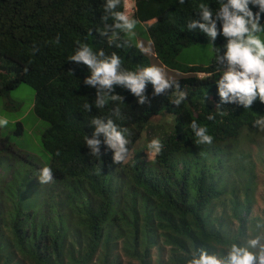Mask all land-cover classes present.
<instances>
[{
  "label": "trees",
  "instance_id": "obj_1",
  "mask_svg": "<svg viewBox=\"0 0 264 264\" xmlns=\"http://www.w3.org/2000/svg\"><path fill=\"white\" fill-rule=\"evenodd\" d=\"M105 2L0 0V98L20 84L34 89L33 111L49 124L42 146L53 160L54 183L66 190L56 196L33 193L28 185L35 183L44 165L0 136V169H11L14 177L0 183V264H118L112 258L119 246L130 258L128 264H184L191 249L214 251L247 232L253 194L243 201L234 195L230 205L221 197L232 188V178L253 180V162L238 147L245 132L260 133L251 125L264 115V103L257 99L250 110L234 104L217 110L215 80L220 70L214 59L209 66L182 67L176 62L185 48L208 43L205 34L188 31L186 24L189 18L198 19L196 4L206 2L216 9L217 0H186L183 5L178 0H135L133 17L147 25L155 57L185 74L176 80L188 99L176 108L167 96H153L149 84L151 103L141 106L128 90L115 88V94L125 98L120 108L126 118L116 123L132 133L129 155L150 122L164 113L173 116L162 154L148 162L136 155L131 167L126 161L114 164L106 146L101 160L88 155L84 137L94 131L89 121L94 115H109L115 105L104 110L93 106L91 113L84 112L83 103L95 99V89L83 84L90 72L68 61L76 40H81L106 54L116 51L129 70L151 65L147 54L142 55L132 42L129 48L116 49L100 36L96 29L103 26ZM249 7L254 14L258 11ZM119 10L125 11L124 0ZM260 22L264 24V13ZM218 29H222L219 22ZM57 36L60 43H51ZM225 43L222 35L214 42L221 55ZM209 112H214L215 120H206ZM194 119L208 126L214 136L212 146L194 143L189 127ZM17 125L21 133L23 125ZM220 203L224 211L213 219ZM230 211L240 224L237 233L226 214ZM167 247L170 261L161 256Z\"/></svg>",
  "mask_w": 264,
  "mask_h": 264
},
{
  "label": "clouds",
  "instance_id": "obj_2",
  "mask_svg": "<svg viewBox=\"0 0 264 264\" xmlns=\"http://www.w3.org/2000/svg\"><path fill=\"white\" fill-rule=\"evenodd\" d=\"M126 3H131L129 12L126 8L125 11L119 10L122 0H106L102 6L105 13L102 17L103 26L96 30L106 38L109 47L129 48L132 38L136 36L139 21L133 17L135 0ZM185 3L186 0H178L180 5ZM217 4L216 9L206 2L196 4L198 19L189 18L186 29L205 34L208 44L212 45L214 63L220 70L219 78L215 80L219 96L216 109L220 110L224 104H234L250 110L257 99L264 103V39L261 38L264 24L260 22L261 13H264V0H217ZM250 5L258 8L255 14ZM218 22L222 29H218ZM89 34L92 35V29H89ZM219 35L226 39L222 55L221 49L214 46ZM51 43L59 44V36ZM75 43L77 46L68 61L87 67L90 75L84 78L83 84L95 89L94 101L89 103L86 100L82 105L84 112L91 113L93 106L97 110H104L109 104L115 105L107 116H92L89 123L94 131L90 137L85 135L84 145L89 150L88 155L96 160H101L102 147L106 146L113 153V163L123 164L129 157L128 145L132 133L127 127L116 123V120L126 117L120 108L125 98L115 94V88L119 86L128 90L141 106L151 103L147 95L149 84L153 96H167L170 104L176 108L188 99V93L178 80L168 76L157 65L138 66L135 71L129 70L124 67V60L116 51L106 54L102 48L94 50L87 42L76 40ZM136 47L142 55L150 51L142 43ZM32 51L35 53L38 49L34 47ZM206 120H215L214 112H209ZM9 123L7 115L0 116V128H7ZM251 126L264 132V115L254 118ZM189 127L197 146L213 145L214 136L209 133L207 125H201L194 119ZM163 149L164 143L160 138L152 139L147 145L151 156H159ZM55 154L59 156L60 152ZM37 178L41 185H46L54 182L55 174L50 166L45 165L38 170ZM184 264H264V216L256 219L242 237L234 236L231 242L216 247L214 251L205 247L191 249L186 254Z\"/></svg>",
  "mask_w": 264,
  "mask_h": 264
},
{
  "label": "rangeland",
  "instance_id": "obj_3",
  "mask_svg": "<svg viewBox=\"0 0 264 264\" xmlns=\"http://www.w3.org/2000/svg\"><path fill=\"white\" fill-rule=\"evenodd\" d=\"M126 1L129 2L132 0ZM126 1L125 8L127 9L126 11L129 12V3H126ZM121 35L123 34L121 33ZM261 38L264 39V33L261 34ZM131 42L135 46L142 43L146 48L150 49V51L146 54L150 59L151 65H157L163 68L166 74L171 78L179 79L185 75L180 69L169 68L155 57L153 43L146 24H138L136 28V36L132 38ZM213 59L214 53L212 52V45L208 43H202L182 50V52L177 56L176 62L182 67L209 66L212 64ZM2 65L3 64L0 63V67H2ZM34 102L35 91L32 87L26 84H20L17 89L10 93L9 96L0 98V116L7 115L10 120L9 126L7 128H0V136L8 137L12 146L16 150L24 153L25 155L32 156L39 164L51 166L53 160L51 156L44 150L41 142L42 135L44 131L48 129L49 124L35 115L33 111ZM172 121L173 116L164 113L163 116H160L150 122L145 127L141 139L135 144L134 152L130 153L127 161L125 162L127 166L131 167L133 165L136 155L140 157L139 159L141 161H153L156 156H151L148 154L147 145L154 138H160L162 141L166 140L167 136L173 129ZM18 122H21L23 125L21 133H18ZM240 144L241 145L238 147V150H241L244 153L243 156L245 158L249 157V160L247 158L249 162H253V180L249 183L246 178L241 180H235V178H232L230 181L232 188L227 193H223L221 199L230 205L231 198H233L234 195H238L241 201H243L247 194L251 196L253 194L255 204L250 219H258L261 216H264V132H260L258 134H249L248 132H245L243 134V138L240 140ZM231 166L233 167L237 165L231 164ZM13 178L14 177L11 169H0V183L13 180ZM34 181L35 183L28 185V187L35 194L49 195L54 193L56 196L60 193L63 194L66 192L62 185L58 187V184H55L54 182L41 185L38 181L37 175L34 177ZM221 205L222 203H220L215 208L214 214L212 215L213 219H219L220 215L223 213L224 210ZM31 206L35 207V205ZM226 214L227 216H231V229L237 233L240 227L239 221L237 218L231 215V211L226 212ZM251 220L250 222L246 223L247 231H249L254 225ZM115 250L116 252L112 259L118 264H128L130 258L127 257L124 249L119 246L116 247ZM170 250L171 248L167 247L165 251L161 252L163 255H160L164 258V260L168 258L170 261ZM132 264H136V261H132ZM168 264H172V262L170 261Z\"/></svg>",
  "mask_w": 264,
  "mask_h": 264
},
{
  "label": "crops",
  "instance_id": "obj_4",
  "mask_svg": "<svg viewBox=\"0 0 264 264\" xmlns=\"http://www.w3.org/2000/svg\"><path fill=\"white\" fill-rule=\"evenodd\" d=\"M132 2V1H131ZM130 5V7H131V3L129 4Z\"/></svg>",
  "mask_w": 264,
  "mask_h": 264
}]
</instances>
